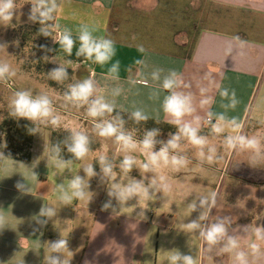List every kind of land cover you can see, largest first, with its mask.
Masks as SVG:
<instances>
[{
  "label": "crops",
  "instance_id": "obj_1",
  "mask_svg": "<svg viewBox=\"0 0 264 264\" xmlns=\"http://www.w3.org/2000/svg\"><path fill=\"white\" fill-rule=\"evenodd\" d=\"M58 3L61 7L52 24L57 23L60 30L70 29L76 45L68 56L52 41L51 60L67 67L78 81L94 78L105 89L104 95L109 100L113 99L110 90L122 87V94L115 97L116 111L130 114L140 108L149 119L168 124L161 107L167 92L160 90L159 98L154 99L151 95L157 85L150 79L148 87L129 83L140 71L150 73L154 68H163L165 73L175 70L182 74L190 85L185 91L194 94L197 114L202 120L207 109L199 108L198 85L209 87L208 95L214 99L210 110L216 113L225 112L221 103L226 101L221 100L219 88L235 91L239 103L234 110H227L226 116L243 121L246 134L254 135L261 130L249 134L248 125L264 126V0H58ZM82 24L94 27L95 36H106L115 42V55L108 64L99 65L76 57L78 30ZM137 60L145 61L148 67L138 65ZM117 62L118 79L113 80L109 69ZM65 116L61 126L67 127L70 133L80 131L94 139L97 137L90 146L88 160L57 168V158L49 156L50 137L39 146L34 140L35 132L27 159H1L0 212L7 217V225L0 230V264H47L48 255L67 258V252H50L49 243L75 237L83 228L86 229L84 238H78L72 246V255L67 258L70 263L73 259V264H85L86 260L89 264H169L168 256L173 251L193 256L197 264H234L233 256L222 251L223 242L209 250L198 231L184 229L203 210L199 208L198 197L215 191L213 180L226 176L232 177L228 180V190L218 197L217 208L202 223L229 217L228 233L240 239L241 249L249 253V264H264V245L258 256L252 255L248 248L254 239L252 228L264 224V180L251 173L248 152L225 149L223 136H214L210 127L204 129L202 124V135L209 136L222 159L213 165L201 164L190 155L193 146L182 140L177 154L191 160L187 168L177 173L162 165L155 173H141L140 166L146 159L142 148L138 146L135 151L126 152L114 138L99 137L91 118ZM34 126L40 128L36 123ZM261 136L264 137V132ZM169 138L170 135L166 139ZM160 147L156 144L155 150L159 151ZM101 155L107 161L112 156L123 159L125 155H133L136 165L125 175L119 165L106 161L116 173L115 180H109L101 171ZM232 155H237L234 161ZM89 163L96 173L91 178L84 172ZM261 164L263 168L264 163ZM33 173L36 180L32 179ZM160 174L171 185V191L163 199L162 193L146 204L134 198L121 209L111 198L117 212L113 213L111 208L101 210L102 204L110 199L108 191L112 183L127 184L132 179H143L148 184L154 175ZM76 175L87 180L92 199L73 200L70 205H63L58 200L57 186L63 184L67 188ZM17 181L30 191L16 189ZM193 201L197 203V210L189 212L188 205ZM42 206L55 207L56 215L51 219L39 216ZM141 207H146L144 217L137 215ZM37 218L47 223L40 225ZM246 226L251 227L245 231ZM33 228L38 231L33 232ZM68 242L70 251L72 242Z\"/></svg>",
  "mask_w": 264,
  "mask_h": 264
},
{
  "label": "clouds",
  "instance_id": "obj_2",
  "mask_svg": "<svg viewBox=\"0 0 264 264\" xmlns=\"http://www.w3.org/2000/svg\"><path fill=\"white\" fill-rule=\"evenodd\" d=\"M31 7L29 9L27 19L31 22H39L41 27L39 33L44 37H52L53 43L59 45L68 56L72 55L73 48L76 45V40L73 38L70 29H59L56 23L53 25L50 22L55 21L56 14L61 5L58 0H29ZM16 0H0V25L5 27L12 26V21L16 16ZM53 30L55 35L53 36ZM96 29L88 24H82L78 30L79 47L77 48L76 57H83L86 61L105 65L108 64L115 55V42L106 36H95ZM237 39H239L237 37ZM5 45L0 44V49ZM41 48L46 51V45H41ZM140 51H144L143 47ZM71 64V61L67 62ZM138 65L147 68V64L143 60H137ZM119 62L112 64L109 69V76L113 80L118 79ZM10 76H15V72L11 71L9 63L0 61V82L6 81ZM49 79L57 83H63L68 79V73L65 66L62 64L58 69L52 70L49 73ZM149 79L156 83L157 89L152 92L151 98L158 99L160 90L167 92L164 96L161 107L166 116V122L176 128L174 133H170V138L165 142L157 140L159 129H152L145 132L143 139L136 140L133 135L124 130L125 121L117 112L116 116L109 119L108 117L116 111L117 105L115 97H118L124 91L122 87H114L110 90V95L113 99L109 100L104 95L105 89L92 78H84L78 82L71 84L68 90L64 93V100L67 104H71L77 108L86 107L87 117L92 119L93 129L96 134L102 138H114V141L124 151H135L139 146L146 153V159L140 166L141 173H155L162 165L170 167L174 172H180L187 168L191 160L185 155L177 154V150L181 148L180 142L186 141L193 146L197 152V157L201 164L213 165L222 157L219 155L216 145L210 143L208 135L201 134L203 125L210 126V132L214 136H223V147L233 152H248L250 161L253 165L264 163V137L259 134L248 135L244 132V122L235 117L229 118L226 112L229 109L234 110L239 103L234 90L231 92L227 88H219V95L222 102L221 107L225 112L216 113L210 110L211 104L214 103L212 96L208 95L210 89L208 86L198 85L199 87V108L207 109L206 117L201 118L197 114V104L194 94L191 91H185L190 88V85L185 82L181 73L175 70H168L165 73L163 68H154L150 73L140 71L136 79L129 80L130 85L149 86ZM219 87V86H217ZM10 115L15 118H25L36 122H47L51 126L59 127L61 119L59 115L54 114L52 100L47 94H39L33 96L31 90H18L13 93V97L9 102ZM130 119L135 123L146 122L150 117L140 108H136L130 114ZM31 132L38 131L37 128L30 129ZM160 144L159 151L155 150L156 144ZM0 147H6L0 145ZM89 137L83 132L73 131L71 136V144L68 145V151L73 154L77 160H83L89 153ZM53 151L59 156V147L53 148ZM0 158H4V153L0 151ZM107 157L101 155L99 163L103 177L109 180H115L116 173L113 171V165L106 162ZM71 161L57 159L56 167L63 169ZM136 165V158L133 155H125L120 162V170L127 175ZM84 172L88 178L96 175L91 164L84 168ZM102 177V178H103ZM32 179L36 180L35 173L32 174ZM90 185L87 180L79 175L74 176L68 187L63 184L57 186L59 193L58 200L63 205H70L73 200L91 201L92 193L88 191ZM15 188L21 191H30L27 186L17 181ZM171 191V185L168 178L163 175H154L148 184L144 180L132 179L127 184L112 183L108 191L110 199L102 204V211L112 209L113 213L117 212V208L113 206L112 199L114 198L118 205L123 209L129 200L134 198L145 204L152 200L157 193H162V199ZM199 199V208L203 209L198 218L191 220L184 225V229L188 232H197L199 237L205 242L209 250L223 242L222 251L231 254L234 259V264H249V253L241 249L240 239L237 236L229 235L228 229L231 223L229 217H217L214 222L204 224L202 222L208 220L212 209L217 206L218 194L212 191L207 195H201ZM146 207H141L138 216H145ZM189 212L197 210V203L193 201L188 205ZM56 215V208L52 206H42L39 216L48 217L51 219ZM40 225L47 223V220L37 218L36 221ZM7 225V217L0 212V230ZM246 226L245 231H247ZM38 231L33 228V232ZM252 236L254 239L248 244V248L252 255H261L262 245H264V224L252 228ZM50 252L63 253L69 256L72 252L69 251L68 239L60 238L55 242H50L48 245ZM47 264H70V260L66 257L61 259L59 256L48 255L45 257ZM169 264H197L196 259L191 255H181L179 251H173L168 256ZM85 264H89L86 260Z\"/></svg>",
  "mask_w": 264,
  "mask_h": 264
},
{
  "label": "rangeland",
  "instance_id": "obj_3",
  "mask_svg": "<svg viewBox=\"0 0 264 264\" xmlns=\"http://www.w3.org/2000/svg\"><path fill=\"white\" fill-rule=\"evenodd\" d=\"M30 7V3L16 0L17 11L16 16L12 21L13 25L7 27L0 25V44L5 45L3 49H0V61L9 63L11 71L15 72V76H10L6 81L0 82V120L3 116L9 115V102L15 91L31 90L33 96L42 93L49 96V98L52 100L55 110L54 114H58L61 119L60 126L55 127V129L67 130V127L64 128L61 126V124H64V121H62L63 115L64 117H66L65 115L67 114L69 117L79 118L82 116H87L86 107L77 108L71 104H67L64 100V93L68 90L71 84L78 82V80L72 72L68 71L67 67L65 68L68 73V79H66L63 83H57L56 81L49 79V73L52 70L61 67V64L53 62L51 60V54L41 58L42 52H40V46L37 44L38 36L32 33L33 26L40 24L39 22H31L27 19ZM38 63L40 65L36 67V64ZM36 124L40 128H38V131L35 132L34 140L37 145L41 146L42 143L46 142L47 137H50V133L47 132V127L49 128V131H51L50 129L53 126L47 122H36ZM68 127H71L70 123ZM259 129L261 130L256 134L261 136V133L264 132V126L251 124L246 127V130L249 131V134H254ZM124 130L131 133L133 137L138 140L143 139V136L146 132L142 126H137L135 128L124 127ZM170 133L174 132H159V135L156 137V139L158 141L162 140L166 142L168 140L166 138ZM88 137L90 140L89 143L91 144L97 141V137L95 139L90 137V135ZM0 145H4V136L2 134H0ZM158 145L160 144L158 143ZM2 148L3 147H0V150ZM190 151L191 157L198 158L196 154L197 150L194 147H191ZM236 157L237 155H232V160L234 161ZM85 158L88 160L89 156L87 155ZM108 158L109 163H114L117 167L120 165L122 160L121 158L114 156ZM261 165V163L257 165H253L251 163V173L255 174L256 176L258 175V178H262V180H264V167L262 168ZM261 168L262 170L260 171ZM228 180H232V177L226 176L224 179L220 178L219 180H213L215 191L217 192L218 197L228 190ZM213 209H215V207ZM85 230L86 229L83 228L77 232L75 237L70 236L66 238L68 241H70V243L72 242L70 250L71 252L73 251L72 246L76 245L78 238H84ZM66 256L67 258L70 257L68 254H66ZM59 257L61 258V255ZM70 264H73V259Z\"/></svg>",
  "mask_w": 264,
  "mask_h": 264
},
{
  "label": "trees",
  "instance_id": "obj_4",
  "mask_svg": "<svg viewBox=\"0 0 264 264\" xmlns=\"http://www.w3.org/2000/svg\"><path fill=\"white\" fill-rule=\"evenodd\" d=\"M40 27L41 25H36L32 28V33L38 36L37 44L39 46L46 45L47 49H51L53 38L51 36L44 37L43 35H41L39 33ZM40 52H42L41 58L43 56H48L51 54V50L46 51L41 47ZM39 65V63L36 64V67H38ZM117 112L125 121L124 127L135 128L137 126H142L145 131L152 129H159V132L176 131V128L171 125L151 119H148L146 122L142 121L137 124L130 119L129 114L120 111H114L111 114V117L116 116ZM34 127V124L25 118H15L10 114L3 116L0 120V134L4 136V145L6 144V147H3L0 151L4 153V157H10L19 160L27 159L29 157V149L33 136V132H31L30 129ZM71 136L72 134L67 130H51L49 139V156L57 159H63L64 161H71V163H78L80 160H77L73 156V154L68 151V145L71 144ZM56 146H58L60 150L59 156H57L53 151V148ZM90 146L91 143H89V149H91ZM1 159L2 158H0V163Z\"/></svg>",
  "mask_w": 264,
  "mask_h": 264
},
{
  "label": "built area",
  "instance_id": "obj_5",
  "mask_svg": "<svg viewBox=\"0 0 264 264\" xmlns=\"http://www.w3.org/2000/svg\"><path fill=\"white\" fill-rule=\"evenodd\" d=\"M210 126L208 125H204V129H208Z\"/></svg>",
  "mask_w": 264,
  "mask_h": 264
}]
</instances>
